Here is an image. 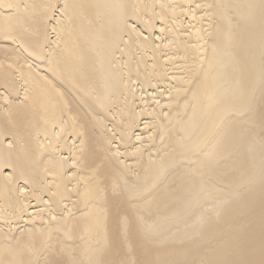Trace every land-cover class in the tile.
<instances>
[{
	"label": "bare ground",
	"instance_id": "obj_1",
	"mask_svg": "<svg viewBox=\"0 0 264 264\" xmlns=\"http://www.w3.org/2000/svg\"><path fill=\"white\" fill-rule=\"evenodd\" d=\"M0 264H264V0H0Z\"/></svg>",
	"mask_w": 264,
	"mask_h": 264
}]
</instances>
